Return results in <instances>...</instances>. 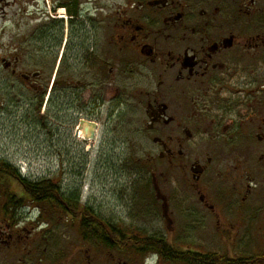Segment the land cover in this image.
Instances as JSON below:
<instances>
[{"label": "flooded vegetation", "instance_id": "obj_1", "mask_svg": "<svg viewBox=\"0 0 264 264\" xmlns=\"http://www.w3.org/2000/svg\"><path fill=\"white\" fill-rule=\"evenodd\" d=\"M2 1L6 7L8 1ZM120 1L110 8L103 0L20 3L22 13L32 21L26 28L25 36H31L27 41L31 46L44 43L50 52L47 62H51L55 88L50 100L55 104L64 99L67 110L79 113L77 130L83 124L91 126L89 137H82L83 141L90 143L96 138L104 107V135L116 138L115 129L127 98L146 117L134 119V129L150 135L147 137L159 146V158L167 167L183 161L181 149L193 140L192 129L206 134L227 127L234 135L229 143L242 151L248 142L245 145L241 137L249 124L239 112L254 110L246 107L247 98L252 96L257 98L256 105L264 103V86L257 92L251 86L246 90L247 84L259 77L253 63L262 62L258 53L264 48V0ZM249 17L258 22L256 27H247ZM18 62V55L12 63L5 62L12 75ZM41 77L40 71L21 74L25 81ZM155 79V88H148L147 84ZM258 81L264 84V75ZM233 85L238 88L235 90ZM74 122L69 114V126ZM154 132L161 135L153 136ZM176 132H183L185 138ZM256 137L258 142L263 141V137ZM210 143L216 146V142ZM230 155L232 161L241 164L235 172L246 171L241 161L247 160L246 155ZM210 162L208 157L206 163L195 160L189 165L191 194L202 218L212 220L215 234L211 233L209 242L220 246L224 242L226 247L223 251L195 252L217 253L230 261L227 264H238L232 260L240 259L244 262L239 264H264V220L255 221L257 210L248 203H235L238 193L231 188L230 192L209 190L204 181H208ZM3 209L0 204L1 260H12L14 256L15 263L11 264H40L38 257L25 251L29 238L34 249V229L39 221L27 223L21 205L10 212L9 220Z\"/></svg>", "mask_w": 264, "mask_h": 264}, {"label": "rangeland", "instance_id": "obj_2", "mask_svg": "<svg viewBox=\"0 0 264 264\" xmlns=\"http://www.w3.org/2000/svg\"><path fill=\"white\" fill-rule=\"evenodd\" d=\"M7 1L8 5L4 7L0 0L1 160L9 162L21 176L31 179L53 178L65 193L77 192L82 204L91 206L105 219L116 222L128 234L134 232L140 236L148 234L164 237L179 249L223 251L224 242L220 243L221 246L209 242L211 233L215 234L212 220L210 217L205 220L202 218L196 198L191 194L192 179L188 174V167L193 161L206 163L210 157L206 173L208 181H204L209 184V190L230 192L232 189L233 193H238L236 196L239 201L235 203H248L257 210L254 211L258 218L255 221L264 220V103L256 105L257 98L252 96L247 98L246 107L250 106L254 110L239 112L249 124L241 137L243 141L236 137L239 141H245V145L248 142L243 148L245 152L241 151L240 146L229 143L234 135L229 133L227 127L220 132L206 134L192 129L193 140L185 143L181 149L185 154L183 161L178 166L167 167L166 162L159 158L161 149L147 137L150 135L134 129V119L146 117L127 98H124V108L115 129L116 138H106L104 135V107L96 138L90 143L85 142L82 137H86L78 132L83 133L86 127L77 130L79 113L67 110L63 99L55 104L50 100V93L55 89L52 83L54 72L51 74V62H47L50 52L44 43L31 46L30 41H27L31 36H25L26 28L31 27L32 21L27 19L30 16L22 13L20 3L23 0ZM115 2L103 0L104 6L108 8ZM29 10L32 11V8L29 7ZM26 23L28 26H23ZM246 25L253 28L258 22L249 17ZM16 55L19 62L13 66H16V74L12 75L10 67L6 69L5 62L12 63ZM258 55L262 62L253 64L260 77L264 75V48L260 49ZM252 60L255 58L252 57ZM38 71L41 72L40 79L25 81L21 78V74ZM250 71L253 69L247 71L248 75ZM258 79L250 81L246 90L251 86L255 89L252 91H260L264 84ZM153 82L147 84L148 88H155L156 79ZM240 87L243 88L242 85ZM40 98L43 99L38 112L35 108ZM104 99L106 102L107 98ZM69 114L75 118L70 126ZM176 134L185 138L183 132ZM152 135L160 136L161 133L154 132ZM256 135L263 137V141L258 142ZM210 141L216 142V146L210 145ZM230 154L246 155V161L241 159L246 171L241 174L235 172L241 164L232 161ZM12 187L16 193L19 192L17 185ZM242 197H246L244 202L240 201ZM23 213L29 219L27 223L39 221V227L35 226L34 229V249L29 238L25 251L38 257L40 264L160 263L155 257L146 258L126 250L105 249L100 243L84 240L78 223L66 219L62 213L45 211L42 214L32 207ZM27 228L30 229L29 226ZM11 263H15L14 256L12 260L3 261L0 255V264Z\"/></svg>", "mask_w": 264, "mask_h": 264}, {"label": "trees", "instance_id": "obj_3", "mask_svg": "<svg viewBox=\"0 0 264 264\" xmlns=\"http://www.w3.org/2000/svg\"><path fill=\"white\" fill-rule=\"evenodd\" d=\"M42 99L40 98L35 108L38 112ZM14 185L19 187V192L13 190ZM0 204L8 220L10 212L20 205L24 210L32 207L40 210L42 214H45V211H50L52 214L62 213L66 219L78 223L84 240L100 243L105 249L126 250L146 258L156 255L162 262L167 263L227 264L230 262L225 256L217 253L199 254L195 252L197 250L179 249L164 237L148 234L140 236L134 232L128 234L116 222L105 219L91 206L82 204L77 192L65 193L53 178L31 179L21 176L9 162L1 159ZM232 261L238 264L244 262L241 259Z\"/></svg>", "mask_w": 264, "mask_h": 264}, {"label": "bare ground", "instance_id": "obj_4", "mask_svg": "<svg viewBox=\"0 0 264 264\" xmlns=\"http://www.w3.org/2000/svg\"><path fill=\"white\" fill-rule=\"evenodd\" d=\"M83 126H85L86 127V130L83 132V133H80V134H82V135H84L86 138H88L89 137V135H90V133H91V126L90 125H88V124H83Z\"/></svg>", "mask_w": 264, "mask_h": 264}, {"label": "water", "instance_id": "obj_5", "mask_svg": "<svg viewBox=\"0 0 264 264\" xmlns=\"http://www.w3.org/2000/svg\"><path fill=\"white\" fill-rule=\"evenodd\" d=\"M83 122H84V121H81V124H83ZM85 130H86V128H85ZM92 136H93V135H92Z\"/></svg>", "mask_w": 264, "mask_h": 264}]
</instances>
